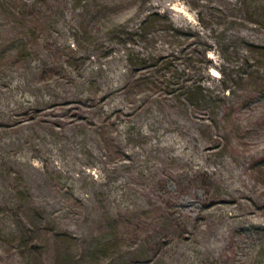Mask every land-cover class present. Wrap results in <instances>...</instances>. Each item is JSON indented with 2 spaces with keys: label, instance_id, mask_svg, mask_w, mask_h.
I'll list each match as a JSON object with an SVG mask.
<instances>
[{
  "label": "rangeland",
  "instance_id": "374dc122",
  "mask_svg": "<svg viewBox=\"0 0 264 264\" xmlns=\"http://www.w3.org/2000/svg\"><path fill=\"white\" fill-rule=\"evenodd\" d=\"M29 2L0 264H264V0Z\"/></svg>",
  "mask_w": 264,
  "mask_h": 264
},
{
  "label": "trees",
  "instance_id": "16d2710c",
  "mask_svg": "<svg viewBox=\"0 0 264 264\" xmlns=\"http://www.w3.org/2000/svg\"><path fill=\"white\" fill-rule=\"evenodd\" d=\"M12 1H18V0H0V16L5 14L6 12V16H8L9 18H5V28H6V34H4L3 36H0V49L5 52H9V50H14L16 49L15 46V42L16 39L11 36L10 34H7V32H11V21L15 22V20H22L23 22L26 21V15H30L31 14V8L35 5L31 2H29V0H20L21 2L19 6H17L16 4H10ZM17 3V2H16ZM3 13V14H2ZM9 20V21H6ZM19 46V45H17ZM23 46V47H22ZM20 46L23 50L20 51V49L17 48V51L20 52H24L26 50V47L24 45ZM224 88L229 89L228 87H225V85H223ZM181 89H186V91L188 93H186L185 95L189 94L190 91H192V89L190 88H186L185 87H181ZM198 93H200L198 96H200V99L202 100H206L207 95L206 93L203 94L201 91H197Z\"/></svg>",
  "mask_w": 264,
  "mask_h": 264
},
{
  "label": "bare ground",
  "instance_id": "6f19581e",
  "mask_svg": "<svg viewBox=\"0 0 264 264\" xmlns=\"http://www.w3.org/2000/svg\"><path fill=\"white\" fill-rule=\"evenodd\" d=\"M211 73H212L213 75H218V73H217V71H216L215 69H213V70L211 71Z\"/></svg>",
  "mask_w": 264,
  "mask_h": 264
}]
</instances>
